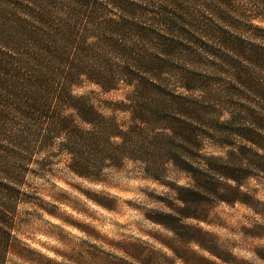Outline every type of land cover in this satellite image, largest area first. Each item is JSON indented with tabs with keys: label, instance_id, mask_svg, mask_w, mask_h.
Returning a JSON list of instances; mask_svg holds the SVG:
<instances>
[{
	"label": "trees",
	"instance_id": "trees-1",
	"mask_svg": "<svg viewBox=\"0 0 264 264\" xmlns=\"http://www.w3.org/2000/svg\"><path fill=\"white\" fill-rule=\"evenodd\" d=\"M86 85L123 91L127 126ZM62 159L93 183L173 167L180 202L240 201L264 177V0H0V264L29 177Z\"/></svg>",
	"mask_w": 264,
	"mask_h": 264
},
{
	"label": "rangeland",
	"instance_id": "rangeland-1",
	"mask_svg": "<svg viewBox=\"0 0 264 264\" xmlns=\"http://www.w3.org/2000/svg\"><path fill=\"white\" fill-rule=\"evenodd\" d=\"M94 92L104 114L127 126L123 91ZM149 177L139 163L84 180L55 161L29 177L7 264H264V177L242 183L240 201L180 202L190 180L173 167Z\"/></svg>",
	"mask_w": 264,
	"mask_h": 264
}]
</instances>
